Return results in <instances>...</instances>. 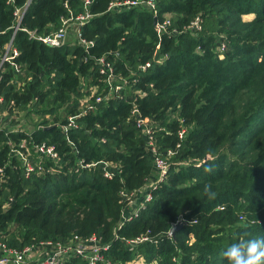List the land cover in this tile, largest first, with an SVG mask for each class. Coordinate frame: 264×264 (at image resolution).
<instances>
[{
    "label": "trees",
    "instance_id": "obj_1",
    "mask_svg": "<svg viewBox=\"0 0 264 264\" xmlns=\"http://www.w3.org/2000/svg\"><path fill=\"white\" fill-rule=\"evenodd\" d=\"M84 1L32 0L14 32L13 13L26 0H0V51L11 42L18 52L0 71V240L22 249L95 235L112 264H227L221 252L238 235L264 236V0H154L157 21L170 20L161 36L148 8L91 0L93 16L80 28L93 43L87 51L73 41L51 48L22 30L54 32L85 12ZM196 16L203 24L193 33L185 28ZM99 57L128 81L116 94L98 72ZM93 86L97 93L81 108ZM133 110L150 122L160 156L173 155L144 211L119 229L123 195L155 176ZM19 117L23 126L13 128ZM21 142L35 168L29 176L10 156ZM43 143L54 147L57 163L34 151ZM139 237L147 240L126 244Z\"/></svg>",
    "mask_w": 264,
    "mask_h": 264
},
{
    "label": "built area",
    "instance_id": "obj_2",
    "mask_svg": "<svg viewBox=\"0 0 264 264\" xmlns=\"http://www.w3.org/2000/svg\"><path fill=\"white\" fill-rule=\"evenodd\" d=\"M32 0H26L22 8H17L13 15L15 18V25H13V30L16 32L19 30L20 22L22 17L25 14L28 6ZM12 2V0H9ZM91 3V0H85L83 8L85 9L84 13H80L76 16H71L69 18L62 19L61 26L54 32H51L46 35H38L35 31H27L30 39L36 40L39 43L51 47V48H60L64 46L67 42L73 41L77 45L83 47L86 51L93 46L92 42L86 41L81 36L80 28L87 23L89 19L92 18V14L88 11V7ZM133 7H146L152 11L155 18L154 29L158 36L167 32V27L170 25V20L168 18L163 21H157V10L154 0H124L121 2H113L109 4L108 9H130ZM202 18L196 16L185 29L197 33L202 29ZM175 32V31H173ZM12 40V39H11ZM159 46L157 45L156 48ZM225 49L223 43L219 45L217 51L220 58H222V53ZM18 52L14 49L9 42L2 51H0V71L2 66L5 63H10L16 56ZM95 63L98 66V72L104 78L105 84L109 87V95L117 93L121 88L128 85V81L116 74L114 67L111 62L105 57L95 58ZM150 67V63L142 64L138 67L139 70L145 71ZM90 95H84L80 100L81 108H88V101L91 97H94L97 93V87L93 86L88 91ZM136 96H142L140 91H137ZM108 95V96H109ZM102 97H95V102L99 103ZM2 99L0 97V103ZM133 116L135 117L137 128H140L143 135L146 137V150L151 155L154 165V178H151L147 181L144 188L141 191H136L130 194H124L125 206L121 211V220L119 222L118 228H122L125 224L132 222L134 219L138 218L140 212L144 211L146 208V203L150 202L153 198L152 191L156 190L161 183H163L168 175L169 171V158L173 155L172 150L167 152V157L163 158L160 156L156 142L154 139V132L151 128V124L148 120L143 119L137 110H133ZM71 123L65 127V130L72 125ZM186 134L185 129H181L178 133L179 139H183ZM179 145H177L178 147ZM34 151L37 154H40L41 157H46L47 159L53 160L54 162L59 161V156L55 151L53 146H47L45 143L41 145L34 146ZM10 156L16 158L20 162L21 167L24 171L25 176H29L32 172L35 171V168L31 164L29 158L31 153L28 148H26L25 142H21L19 146H12L10 151ZM96 164L84 165L82 161L78 163V166L81 168H88L95 166ZM106 164L104 168V177L107 179H112L114 177V172L111 169L107 168ZM110 168H116L114 165H111ZM41 170V167L37 168V171ZM4 168H0V184L2 183V175ZM145 237H139L135 240H129L126 242L129 246H134L140 242L146 241ZM109 250V246L102 244L100 239L91 235L86 239H81L78 236H74L68 243L62 244L60 242H54L51 240H42L32 245L23 247L22 249H16L7 246L6 243L0 240V264H65L72 259H80L86 262L87 264H112L105 257V253Z\"/></svg>",
    "mask_w": 264,
    "mask_h": 264
},
{
    "label": "clouds",
    "instance_id": "obj_3",
    "mask_svg": "<svg viewBox=\"0 0 264 264\" xmlns=\"http://www.w3.org/2000/svg\"><path fill=\"white\" fill-rule=\"evenodd\" d=\"M204 192L209 199L216 196L208 185ZM221 256L227 264H264V236L250 238L247 233L240 234L223 248Z\"/></svg>",
    "mask_w": 264,
    "mask_h": 264
},
{
    "label": "rangeland",
    "instance_id": "obj_4",
    "mask_svg": "<svg viewBox=\"0 0 264 264\" xmlns=\"http://www.w3.org/2000/svg\"><path fill=\"white\" fill-rule=\"evenodd\" d=\"M250 18H252V15L244 17V20H249ZM19 119H20V117L17 118V120H15L16 124L14 125L13 128H21V126H23V123H24L23 120L20 119V121H19ZM27 127H28V129H31L30 125H27ZM127 264H145V263L141 259H138V260H134V261L127 263Z\"/></svg>",
    "mask_w": 264,
    "mask_h": 264
},
{
    "label": "water",
    "instance_id": "obj_5",
    "mask_svg": "<svg viewBox=\"0 0 264 264\" xmlns=\"http://www.w3.org/2000/svg\"><path fill=\"white\" fill-rule=\"evenodd\" d=\"M154 24H155V20H154ZM206 159H208V157H206ZM183 225H185V222H183V221H181V220L178 221L176 224H174V225L171 227L170 231H169V236H171L172 238H174L176 232H177V231H178Z\"/></svg>",
    "mask_w": 264,
    "mask_h": 264
}]
</instances>
